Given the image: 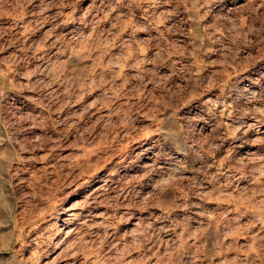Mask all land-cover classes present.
<instances>
[{
  "label": "rangeland",
  "instance_id": "rangeland-1",
  "mask_svg": "<svg viewBox=\"0 0 264 264\" xmlns=\"http://www.w3.org/2000/svg\"><path fill=\"white\" fill-rule=\"evenodd\" d=\"M0 264H264V0H0Z\"/></svg>",
  "mask_w": 264,
  "mask_h": 264
}]
</instances>
